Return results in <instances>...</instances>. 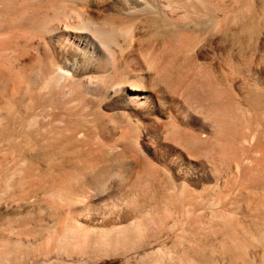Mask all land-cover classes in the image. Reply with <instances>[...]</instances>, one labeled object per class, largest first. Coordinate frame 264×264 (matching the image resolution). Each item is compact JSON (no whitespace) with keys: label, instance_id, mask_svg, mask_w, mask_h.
Listing matches in <instances>:
<instances>
[{"label":"bare ground","instance_id":"bare-ground-1","mask_svg":"<svg viewBox=\"0 0 264 264\" xmlns=\"http://www.w3.org/2000/svg\"><path fill=\"white\" fill-rule=\"evenodd\" d=\"M241 7V0H0V154L16 162L9 170L0 158V227L19 226L13 238L0 236V264H228L231 248L245 249L247 264H264V100L251 91L242 116L258 129L240 138L225 180L208 176L203 184L195 168L193 183L165 182L153 164L136 170L115 156L107 167L102 158L117 147L146 158L136 141L146 126L133 112L150 99L158 108L178 99L183 70L210 43V20L237 19ZM156 23L162 42L145 36L160 31ZM236 28L231 51H239ZM137 52L142 62L129 63ZM237 55L229 80L204 66L240 101ZM163 126L178 130L176 122ZM188 133L176 143L206 145ZM100 164L91 185L85 177Z\"/></svg>","mask_w":264,"mask_h":264},{"label":"rangeland","instance_id":"rangeland-1","mask_svg":"<svg viewBox=\"0 0 264 264\" xmlns=\"http://www.w3.org/2000/svg\"><path fill=\"white\" fill-rule=\"evenodd\" d=\"M226 3L229 4L230 0H226ZM262 3H264V0H241L242 7L237 19L232 18L233 16L227 13L220 21L216 19L210 20V25H213V28L211 27L212 37L210 36L209 45L206 47L205 51H194L195 55H198V57H195L196 60L194 59L193 63L187 67L188 69L185 68V70H183L186 77L183 76L182 83L178 87V90L184 87L186 88V90L185 88L183 89V94H180V96L176 94L178 99L169 100L164 108L156 107L155 102H153V106H151L150 99L147 107L144 109H137L133 112V117L138 119L144 127L146 126L145 134L143 133L140 137L138 136L137 139L135 137L133 138L134 140L136 139L138 146L145 153L146 158H140L142 160H139V158H135V152H132L131 149L127 147H117L112 149L113 151L106 150V152L103 153L104 156L102 155V158L104 160L108 159L106 162L107 164L105 163L107 167L110 165V159H113L115 156H122L125 160L127 159L126 161L124 159L121 160L123 161V165L127 168L130 167L140 170L143 163L153 164L160 170V174L163 176L165 182L174 181L179 183L185 181L193 183L196 181L193 177L195 168L200 170L201 178L199 177L198 179L201 180L203 184L209 183L207 179L208 176L211 179L218 177L225 180L228 178L231 164L236 161L238 157L240 138L258 129V127L250 125L247 119L242 116V110L244 108L243 102L245 101L244 96L247 92L251 91L250 93L255 97L264 100V4ZM156 27L160 30V33H157L158 35L151 36L146 32L145 36L149 38V40L162 42L163 31L160 29L159 23H156ZM235 27H237L236 29H238L239 33V51H231L232 33ZM220 39L223 40L224 46L219 50L218 41ZM192 40L196 42L198 39L193 38ZM0 51L3 50L0 48ZM161 52H165V54L168 55L176 51H158L157 53ZM232 55H237L238 57L239 68L235 77L236 79L238 78L236 80L238 83L236 82L237 85L234 89L237 93H239L240 89V101L233 97L226 86L216 80V73L214 74V72L204 66L205 60L209 63L211 62L210 64L215 67V71H220L229 80L233 77L232 73H230L232 69L230 65ZM180 59L181 56H179V60ZM141 60L142 55L137 52L132 59L128 61L132 64L135 62L141 63ZM251 66H253L252 69ZM257 69L258 71H256ZM250 76L254 80L251 79ZM120 97L121 96L116 97V101L112 99L108 103L113 105ZM112 101L114 103H112ZM167 122L178 123V130L177 127H175L174 130L170 129L165 131L163 125ZM185 133H188L187 136H190L189 134L203 136V139L207 142L206 145L202 148L197 147V149H195V142L193 139L191 143L187 142L185 139L181 140V142L178 140V143H176L178 135L182 136ZM187 136L185 138H187ZM107 137L106 134H101L99 139L105 140L104 138ZM139 140H141V142ZM195 152L197 158L194 157L196 156L194 155ZM1 157L2 159L5 158L4 168L8 169L9 167V170H11L15 166V159L10 155H2L1 153L0 158ZM105 165L100 164L96 167H92L91 171L87 173L85 181L91 185L97 183L99 180L98 175L104 169L103 167ZM252 166L251 163L250 167ZM111 182H113V179ZM5 210V205H2L0 214ZM147 210H150V208L148 207L143 211ZM140 214L141 213H139V216ZM46 220L45 217L41 218V222H44L42 226L47 224ZM259 222L261 223V221ZM263 223L264 222H262V224ZM1 227L0 236H8L10 239L19 231V226L14 223L10 224V226ZM251 229L254 232H259V229L254 226ZM248 252L251 254V250ZM257 254L261 255L260 250L257 251ZM228 255V264H247V251L245 249L240 250L237 254V251H233L231 248ZM123 262L124 261L120 258H114L102 260L98 263L85 264H123ZM211 263L220 264V260H211L209 264ZM132 264L136 263L133 261Z\"/></svg>","mask_w":264,"mask_h":264}]
</instances>
